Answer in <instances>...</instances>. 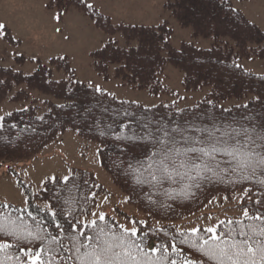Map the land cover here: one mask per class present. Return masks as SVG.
Segmentation results:
<instances>
[{"label":"trees","instance_id":"obj_1","mask_svg":"<svg viewBox=\"0 0 264 264\" xmlns=\"http://www.w3.org/2000/svg\"><path fill=\"white\" fill-rule=\"evenodd\" d=\"M46 3L49 10L67 12L75 9L81 12L108 36L120 34L124 38L128 34H149L155 36L157 41L162 39L168 42L166 55L164 52L158 55L156 48L150 44L145 45L140 55L130 56L126 49L121 52L115 46L103 56L98 50L92 52L93 70L103 79H118L122 84L158 95L167 92L162 84V76L169 66L182 73V86L186 91L205 93L188 107L180 108L175 104L144 107L138 103L120 101L104 91L97 93L94 88L80 84L66 59H54L48 65L37 61V69L31 76H24L12 68L0 67V81L3 82L0 83V102L6 99L14 86H25L27 91L36 95L27 108L0 119V167L29 162L66 131H73L80 138L98 146L102 168L113 185L125 197H131L128 204L144 215L145 227L152 230L162 228L170 234L177 229L174 225L176 222L200 214L212 198H230L233 194L244 192L245 187H251L205 183L201 188H193L194 195L191 197L177 196L170 200L163 195H153L152 199L157 203H149L145 198L147 188L132 191L120 166L121 161L139 156L141 149L137 147L125 153L121 150L122 143L115 137L132 135V131L138 130L145 120L154 123L195 120L208 125L213 118L216 122H243L246 115L264 118V75L252 74L240 66L246 59L264 60V31L250 23L228 0H164L163 11L169 19L181 28L190 29L193 38L210 42L205 48L191 42H183L176 48L171 44L173 30L167 19L156 26L113 25L108 17L96 9L93 14L77 0H47ZM5 35L6 41L14 44L9 34ZM16 60L24 63L23 58ZM123 65H127V68ZM53 70L61 71L66 76L60 80V84L52 80ZM27 95V92L21 91L12 100H25ZM125 112L131 118L125 117ZM122 122H127L132 131L122 132L119 128ZM70 174L75 187L73 183L65 187L46 180V188L42 186L35 193L36 196L28 188L24 189V194L31 199L33 206L43 207L44 203L50 202L59 209L64 198H75L83 204L82 197L89 192L95 194L96 202L100 196L108 193L96 182L91 172L71 169ZM56 178L57 181L61 179ZM172 187L179 190L178 185ZM251 195L255 200L261 193L253 188ZM244 204L251 206L247 198ZM86 207L91 208V204ZM157 239H164L163 231L158 238L153 236L150 242Z\"/></svg>","mask_w":264,"mask_h":264},{"label":"snow or ice","instance_id":"obj_2","mask_svg":"<svg viewBox=\"0 0 264 264\" xmlns=\"http://www.w3.org/2000/svg\"><path fill=\"white\" fill-rule=\"evenodd\" d=\"M77 3L95 14L93 4L86 0ZM64 15L66 12L58 11L54 19L60 22ZM5 27L0 24V39ZM123 40L121 44L119 37L109 35L100 42L98 51L103 56L115 46L121 52L126 49L130 56L140 55L150 44L158 55H166L168 42L157 41L153 35L128 34ZM88 87L102 92L91 82ZM124 115L131 118L127 112ZM119 128L132 131L127 122ZM115 138L125 153L141 149L139 156L121 161L120 166L132 191L147 188L145 198L149 203H157L153 195L170 200L191 197L192 189L205 183L251 185L237 198L240 215L217 218L203 228H177L170 234L162 228H146L143 220L125 218L121 223L108 216L103 209L107 196L97 203L95 194L89 192L82 197L83 204L75 198H64L59 209L50 202L33 206L25 196L19 207L0 202V264H264V118L246 115L243 122H216L213 118L208 125L195 120H145L132 135ZM47 180L76 186L71 174L59 181L55 176ZM41 185L46 188L47 182L41 181ZM253 188L261 193L255 200ZM245 198L251 206L244 204ZM130 200L126 196L123 202ZM88 204L91 208L86 207ZM206 220L212 221V217ZM162 231L164 239L150 242Z\"/></svg>","mask_w":264,"mask_h":264},{"label":"rangeland","instance_id":"obj_3","mask_svg":"<svg viewBox=\"0 0 264 264\" xmlns=\"http://www.w3.org/2000/svg\"><path fill=\"white\" fill-rule=\"evenodd\" d=\"M47 0H0V24L5 25L13 40L18 45L6 41L4 31L0 39V67L13 68L28 76L37 69V61L48 64L53 58L67 57L74 70L77 80L93 86H99L119 100L140 103L144 106H154L160 103L178 101L179 107L189 106L200 100L204 91L189 92L181 86L183 75L177 70L168 67L166 77L162 76V84L166 85L168 92L152 96L147 90H134L129 86L120 84L115 79L103 80L92 68L90 53L98 50L102 40L108 35L94 27V24L75 9L69 10L60 22L54 19L55 10L47 8ZM232 6L239 10L247 20L264 31V0H228ZM94 8L108 17L114 25H141L156 26L165 19L169 20L173 35L171 43L179 47L183 42H191L200 47L209 46L210 42L192 37L191 30L179 27L169 19L163 11L164 0H86ZM61 29L57 32L56 29ZM68 36L69 39L64 37ZM123 38L115 34L113 38ZM16 57H24L23 64L16 61ZM240 66L251 73L264 75V60H243ZM65 79L62 72L54 71L52 80ZM24 89L23 86L14 87L9 96ZM192 93V94H191ZM30 93V100L34 98ZM29 100V101H30ZM29 101L10 102L6 100L0 104V117L13 111L29 106ZM232 104V103H230ZM71 168L86 170L92 173L96 182L107 190L106 195L97 199L103 203V209L110 217L118 218L121 223L125 218L143 220L144 215L135 207L124 203V194L113 185L111 179L101 166L98 147L92 143L78 138L72 131L60 136L35 159L21 164L0 167V202H7L17 207L21 206L25 198L24 189L37 193L41 188V181L49 176L62 177L70 174ZM23 185V186H22ZM243 192L233 194L227 200L214 197L204 206L200 214L188 216L174 225L182 230L192 226L205 227L215 222L217 218L239 216L237 211L238 200ZM211 216L212 221L206 217Z\"/></svg>","mask_w":264,"mask_h":264}]
</instances>
